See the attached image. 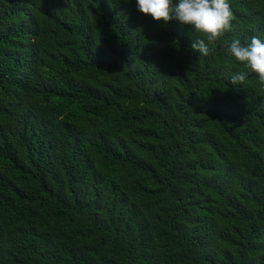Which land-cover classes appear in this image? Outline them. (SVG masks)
<instances>
[{"label":"trees","instance_id":"obj_1","mask_svg":"<svg viewBox=\"0 0 264 264\" xmlns=\"http://www.w3.org/2000/svg\"><path fill=\"white\" fill-rule=\"evenodd\" d=\"M229 3L199 56L136 0H0V264H264V84L229 51L264 0Z\"/></svg>","mask_w":264,"mask_h":264},{"label":"clouds","instance_id":"obj_2","mask_svg":"<svg viewBox=\"0 0 264 264\" xmlns=\"http://www.w3.org/2000/svg\"><path fill=\"white\" fill-rule=\"evenodd\" d=\"M136 8L157 22L166 24L176 20L190 25L203 37L194 39L191 44L199 56H208L213 51L209 45L231 30L234 19L229 0H136ZM229 51L236 61L256 73L264 84V40L253 36L250 43L243 44L239 39H233ZM246 77L247 72H238L230 80L233 85L242 84Z\"/></svg>","mask_w":264,"mask_h":264}]
</instances>
